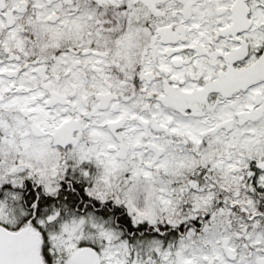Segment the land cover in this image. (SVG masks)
<instances>
[{
    "label": "snow or ice",
    "instance_id": "obj_1",
    "mask_svg": "<svg viewBox=\"0 0 264 264\" xmlns=\"http://www.w3.org/2000/svg\"><path fill=\"white\" fill-rule=\"evenodd\" d=\"M0 264H264V0H0Z\"/></svg>",
    "mask_w": 264,
    "mask_h": 264
}]
</instances>
